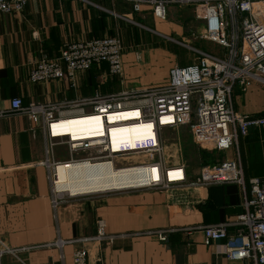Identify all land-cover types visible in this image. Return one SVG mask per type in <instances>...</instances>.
<instances>
[{
  "label": "crops",
  "instance_id": "0c3cea01",
  "mask_svg": "<svg viewBox=\"0 0 264 264\" xmlns=\"http://www.w3.org/2000/svg\"><path fill=\"white\" fill-rule=\"evenodd\" d=\"M151 15L158 19L151 8L144 7L139 13L118 0H29L21 15L0 12V110H9L14 98H21L25 105L54 104L89 98L97 92L110 95L135 87L165 86L174 66L161 63L156 72L150 62L156 52L142 45V40H149L145 22ZM159 21H164L155 20L163 33L165 26ZM104 36L117 38L123 45L121 77L110 76L109 65L103 63L81 76L75 89L63 80L31 83L33 66L40 58H57L69 43ZM233 109L240 115L264 116V86L254 83L246 90L235 86ZM70 124L82 127L83 135L77 133L75 139L103 136V127H91L89 120ZM137 129L125 132L124 148L150 140L147 133L136 135ZM51 143L43 128L28 117L0 119V250H12L4 255L3 264H74V251L80 248L87 250L92 262L105 264H248L227 259L225 240L207 246L203 232L191 229L232 221L245 212L249 180L264 177V129L250 128L248 136L240 137L230 149L212 154L220 160L217 164L233 161L239 165L245 190L227 183L169 192L82 193L78 181L57 172L70 159L69 150L63 145L52 148ZM55 164H60L57 169ZM212 166L208 163L203 168ZM186 170L195 179L200 172ZM51 180H58L64 191L55 190ZM98 221L105 222L108 235L119 237L112 243L47 247L95 236ZM157 231H169L167 239H158L153 234ZM236 231L229 229L231 235Z\"/></svg>",
  "mask_w": 264,
  "mask_h": 264
},
{
  "label": "built area",
  "instance_id": "2783aa9c",
  "mask_svg": "<svg viewBox=\"0 0 264 264\" xmlns=\"http://www.w3.org/2000/svg\"><path fill=\"white\" fill-rule=\"evenodd\" d=\"M118 1L130 4L139 13L144 7L151 8L154 16L162 21L167 19L171 6H195L196 17L203 22V37L225 49L226 53L220 56L195 50L199 55L198 60L185 67L171 69L169 83L162 87L131 89L110 95L97 92L89 98L54 104L25 105L21 98H14L9 110H0V119L20 115L41 126L51 140L52 148L63 145L69 150L70 159L63 163L66 168L108 166L113 174L128 178L119 188L94 193L117 190L169 192L175 188L227 183L239 184L245 190L243 170L233 161L204 167L195 180H189L186 167L168 161L163 132L188 127L201 149L222 152L230 149L240 137L248 136L250 128L264 129V116L240 115L233 109L235 86L244 90L254 83L264 86V0ZM28 2L0 0V12L21 15ZM123 53L120 40L109 36L69 43L59 57L36 61L30 81L37 84L63 80L75 89L81 76L103 63L109 65L110 76L121 77L124 73ZM132 112H138V118H123L122 115ZM91 118L102 120L106 131L103 139L79 141L55 131L71 121ZM139 123L152 124L156 141L149 140L135 151H113L108 138L109 130ZM45 164H49V161ZM59 165H56V169ZM153 171H157V179H153ZM178 171L183 172V179L172 180L171 173ZM51 182L59 192L57 181ZM249 185L250 193L245 196L243 214L232 221L193 228L191 231L201 230L207 246L225 240V255L230 261L264 264V177L250 179ZM233 227L237 231L231 235L229 229ZM168 232L157 231L153 234L165 241ZM118 237L108 235L105 222L98 221L95 236L74 241L62 240L47 247L55 245L62 248L72 242L112 243ZM7 253H12V250H0V264H3V257ZM73 263L105 264L102 260H89L84 248L74 251Z\"/></svg>",
  "mask_w": 264,
  "mask_h": 264
},
{
  "label": "rangeland",
  "instance_id": "374dc122",
  "mask_svg": "<svg viewBox=\"0 0 264 264\" xmlns=\"http://www.w3.org/2000/svg\"><path fill=\"white\" fill-rule=\"evenodd\" d=\"M155 20L158 19H155L151 15L149 20L145 22L147 27L145 35L149 40H142V45H145L144 47H149V50L154 49L156 52L151 60L149 56L151 68L155 70L159 69L161 63L162 65H167L164 67H168L170 64L174 67L188 66L198 60L199 55L195 50L220 56L226 53L225 49L207 41L203 37V22L196 17L195 6L175 5L169 7L167 19L164 22H158L160 25L166 27L163 29L164 34L160 33L161 29L156 25ZM146 49L145 51L148 50ZM157 51L161 52L159 56H157ZM148 70L151 73L153 72V69ZM135 89L141 88L135 87ZM163 140L170 164H180L186 167L190 173L191 171H200L208 163L216 166L222 163H216L220 160L216 161L213 159L215 158V156H212L213 151L201 149L195 143L193 134L188 127L165 130L163 132ZM58 151L61 152V149ZM205 153L212 158L207 160ZM61 160L65 161L67 157H61ZM194 179L192 176L189 177V180L193 181Z\"/></svg>",
  "mask_w": 264,
  "mask_h": 264
},
{
  "label": "bare ground",
  "instance_id": "6f19581e",
  "mask_svg": "<svg viewBox=\"0 0 264 264\" xmlns=\"http://www.w3.org/2000/svg\"><path fill=\"white\" fill-rule=\"evenodd\" d=\"M122 116L123 118H125V120H132V119L138 118L139 113L132 112V113L124 114ZM84 120H89L91 122L90 124L91 127L101 125L103 127V136L99 138L103 139L106 136L105 126L103 125V122L100 118H94V119L91 118V119H84ZM73 122H81V120L71 121L68 124L64 125L63 127H59L58 129L55 130L56 133L67 134V135H70L71 137L73 136L72 138L77 136V133H80L81 135H83L80 131L82 127L74 126L73 124L72 126L70 123H73ZM83 123L86 124L85 122ZM124 128H129V129H124ZM137 128H140V129H137ZM134 129H137L135 132L136 135L139 134L142 137L144 133H147L151 137L150 140L156 141V134L154 133V127L152 126V124L139 123V124H133V125L120 126V127L112 128L109 130L108 138L110 139V142H111V149L115 152H122L121 150L123 149H124L123 151H135L139 149L140 145L137 147H133L131 149L124 148V145L126 144L125 142L127 141L126 135L128 134L125 132L131 133ZM66 130H68L69 132L66 133ZM112 134H115L117 136L111 137ZM82 138H83L82 140H86L84 136ZM74 140H79V139L74 138ZM110 171L111 170L108 166H100L96 168H87V167H82V166H79V167L71 166L69 168H66L64 166H60L57 170V172L63 175L69 174L68 175L69 178H71L73 181L75 182L78 181L77 183H78L79 188L83 191L82 193L119 188L126 183L128 178L121 177L117 173L113 174ZM175 173H179V174L181 173L182 174L181 178L179 177L177 178L175 176ZM175 173H171L172 178L170 175V178L172 180L183 179L184 174L182 171H178ZM153 176H154L153 179L158 178L157 171H153ZM57 178H58V175H57ZM57 186L60 191H64V189L62 188L63 186L58 184V180H57Z\"/></svg>",
  "mask_w": 264,
  "mask_h": 264
},
{
  "label": "trees",
  "instance_id": "16d2710c",
  "mask_svg": "<svg viewBox=\"0 0 264 264\" xmlns=\"http://www.w3.org/2000/svg\"><path fill=\"white\" fill-rule=\"evenodd\" d=\"M206 154V153H205ZM210 158H212L210 155L206 154V159L210 160Z\"/></svg>",
  "mask_w": 264,
  "mask_h": 264
}]
</instances>
